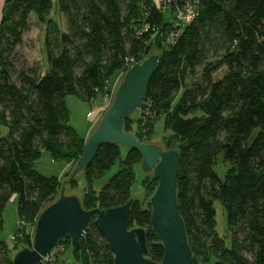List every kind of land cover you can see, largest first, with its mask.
I'll use <instances>...</instances> for the list:
<instances>
[{"label": "trees", "instance_id": "1", "mask_svg": "<svg viewBox=\"0 0 264 264\" xmlns=\"http://www.w3.org/2000/svg\"><path fill=\"white\" fill-rule=\"evenodd\" d=\"M57 6L67 17V32L50 18L53 0H6L3 7L0 126L9 133L0 135V235L13 196L26 226L17 230L12 249L0 238V264H12L20 243L33 245L39 213L64 185L76 186V177L68 183L35 167L44 151L70 165L84 152L86 139L70 124L68 96L96 101L111 92L119 73L155 54L160 62L137 122L145 120L149 136L165 116L172 135L166 146L181 157L177 202L193 255L201 264H264V0H200L197 17L185 28L166 21L154 0H57ZM32 12L46 29L44 75L25 64L18 69L12 59ZM223 66V78H214ZM135 114L123 124L130 135ZM221 156L229 166L225 180L216 170ZM141 161L138 149L103 144L81 171L87 184L82 206L106 210L127 203ZM158 183L146 178L150 197ZM217 200L227 211L231 246L217 232ZM129 215L128 226L146 228L149 258L160 262L164 247L151 225L149 203L133 200ZM87 228L78 248L67 235L59 239L57 263L67 264L58 254L64 245L80 264H114L100 230L93 222Z\"/></svg>", "mask_w": 264, "mask_h": 264}, {"label": "water", "instance_id": "2", "mask_svg": "<svg viewBox=\"0 0 264 264\" xmlns=\"http://www.w3.org/2000/svg\"><path fill=\"white\" fill-rule=\"evenodd\" d=\"M159 62L157 54L149 55L127 69L115 91L112 105L86 138L77 166L64 181L71 183L105 143L115 142L124 148L138 149L142 154V169L145 173L151 172L159 181L148 203L151 225L164 247L163 259L158 262L149 258L145 227L128 226L133 198L115 208L89 210L82 206L80 196L66 194L64 185L60 197L39 213L33 229V245L19 249L12 264H39L59 246L63 235L70 238L73 249L78 248L91 222L107 240L114 264H201L189 246L186 225L178 210L179 151L142 142L124 131L125 119L133 116L144 104L148 84Z\"/></svg>", "mask_w": 264, "mask_h": 264}, {"label": "rangeland", "instance_id": "3", "mask_svg": "<svg viewBox=\"0 0 264 264\" xmlns=\"http://www.w3.org/2000/svg\"><path fill=\"white\" fill-rule=\"evenodd\" d=\"M164 19L166 21H171L175 18L173 12L170 9H164ZM50 18H54L58 21L59 27L63 32L68 31L67 27V17L65 14H62L57 6V0H53V10L51 12ZM46 36L45 25H40L37 22L36 14L34 12L30 15L29 26L26 31L23 33L22 43L17 45L15 48L12 59L14 64H16L17 68L20 69L23 64H25L28 68H37L39 72L44 75L46 72L48 64L46 63V51L44 49ZM227 67L223 66L220 70L213 73L214 78L221 79L223 78L224 73L226 72ZM124 73H119L113 80L110 85V93L109 97L101 96L99 99L93 102H86L82 100L80 97L70 95L67 98V106H69L70 110V124L75 128L80 136H90L92 132L97 128L99 122L101 121L103 114L109 109L112 105L113 98L115 96V91L119 87ZM17 79V75L14 76ZM18 80V79H17ZM19 82V81H18ZM143 117L142 111H139L135 114L134 124L132 125L131 135H140L144 137V139L149 140V142L161 145L165 149L169 147L166 146V143L170 140L172 136L169 131L166 130L165 116L160 118L158 122L155 124V129L153 134L147 136V129L145 125V120L142 122H137L138 118ZM9 130L6 126H0V135H7ZM87 134V135H86ZM135 137V136H134ZM149 138V139H148ZM175 142L173 141V145ZM126 152V151H124ZM68 165V164H67ZM76 164H69L66 166V162L59 161L56 162L53 160L50 152H45L41 156L39 160L36 162V169H38L42 174L46 176H58L61 181L66 180L71 171L76 167ZM229 166L223 160V156L220 157L216 164V170L221 179L225 180V176L227 173ZM137 183L132 187L131 193L132 198L140 203L148 204L150 195L148 190L144 186V182L146 178L153 177L151 172L145 173L142 169L141 164H138L135 167ZM117 172V167L111 170V172L99 183H96L95 190L98 191L104 185L105 181H107L110 177L114 176ZM76 186L67 185L66 194L72 195L76 194L83 198V194L86 191L87 184L84 177V173L79 172L76 176ZM59 195V194H58ZM57 195V197H58ZM215 209L217 211L216 223H217V232L224 238L226 237V245L231 246V236L228 233V222H227V211H225L224 204L221 201L215 203ZM4 228L0 235V238L8 243L9 247L12 249L15 245L14 237H16L17 230L21 227L19 225L20 220H18V209L17 204L15 202L14 196L10 201L6 204L5 211L3 214ZM31 231V228H29ZM34 232V231H33ZM22 243L19 244L20 249ZM16 252V251H14ZM59 260L65 262L67 264H80L73 258L72 249L65 250V246H61V250L58 251ZM14 254V253H12ZM15 255V254H14ZM0 254V261H1Z\"/></svg>", "mask_w": 264, "mask_h": 264}, {"label": "built area", "instance_id": "4", "mask_svg": "<svg viewBox=\"0 0 264 264\" xmlns=\"http://www.w3.org/2000/svg\"><path fill=\"white\" fill-rule=\"evenodd\" d=\"M158 6V8L164 9H171L175 15V18L170 21L174 27L178 26V28H185L187 25L191 24V22L197 17L198 15V4L200 0H185L184 3L179 4L175 0H154ZM136 62H133V64ZM130 65V67L133 66ZM129 67V68H130ZM109 97V95H107ZM19 225L21 227H25V221H21ZM34 229V228H33ZM22 233H19V235ZM57 249H59L57 247ZM61 249V248H60ZM56 249L52 251V254L44 257L39 264H61L56 262Z\"/></svg>", "mask_w": 264, "mask_h": 264}, {"label": "crops", "instance_id": "5", "mask_svg": "<svg viewBox=\"0 0 264 264\" xmlns=\"http://www.w3.org/2000/svg\"><path fill=\"white\" fill-rule=\"evenodd\" d=\"M5 2H6V0H0V24L2 21L1 18H2V14H3V7H4ZM84 137H85V139L87 138L86 136H84ZM66 166H69V164L67 165V163H66Z\"/></svg>", "mask_w": 264, "mask_h": 264}]
</instances>
